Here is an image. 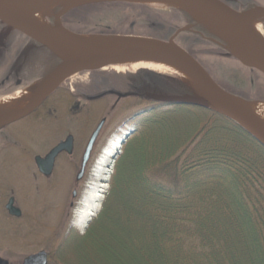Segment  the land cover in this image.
<instances>
[{
    "label": "trees",
    "instance_id": "1",
    "mask_svg": "<svg viewBox=\"0 0 264 264\" xmlns=\"http://www.w3.org/2000/svg\"><path fill=\"white\" fill-rule=\"evenodd\" d=\"M118 8L138 13L126 30L95 34L73 27L74 23L85 24L98 10L112 12ZM165 8L167 11L131 2L89 4L69 12L62 23L79 35L134 36L166 42L172 37L179 42L180 38V45L196 59L192 47L207 43L204 37L212 35L186 11ZM139 23L150 33L134 35V25ZM187 27L190 30L180 32ZM157 78L166 85L163 78ZM167 85L173 87L169 88L172 96L192 94L181 82L168 81ZM149 101L148 105L155 103ZM156 104V110L141 114L136 127L155 123L166 114H179L195 122L197 128L162 130L152 139L145 138L135 155L123 161L104 227H114L120 198L130 196L137 212L131 222L143 230L127 236V248L133 249L139 261L124 254L110 232H102L93 243L102 260L94 259L93 264H264V146L212 110ZM67 245V239L63 240L56 255L51 253L49 264H65L61 258ZM81 263L90 264L89 258Z\"/></svg>",
    "mask_w": 264,
    "mask_h": 264
},
{
    "label": "rangeland",
    "instance_id": "2",
    "mask_svg": "<svg viewBox=\"0 0 264 264\" xmlns=\"http://www.w3.org/2000/svg\"><path fill=\"white\" fill-rule=\"evenodd\" d=\"M246 2H249L251 6L255 5L253 9L264 8V0ZM148 6L167 11L165 6ZM59 10L54 9L44 18L45 23L50 27L54 25L53 20L50 22L52 16ZM98 11L99 13L94 14V16L87 17L85 24L74 23V29L95 34H109L116 30L128 29L131 20L138 16L137 12H123L119 8L112 12L109 9ZM126 18L129 19L124 21ZM255 25L258 28L260 38L264 41V19L258 20ZM134 28V35L148 34L151 31L142 23L134 25ZM206 30L214 37L200 36L204 37L207 43L192 47L198 62L218 85L235 94L232 95L227 92L229 95L246 102L264 103V75L258 71L246 69L233 60L223 47L225 45L223 38L216 34L211 27H207ZM6 34V30L2 32L0 29V41L7 40ZM11 38L16 52L14 57L17 58L26 43H23L16 34ZM179 42L177 39L176 43L183 48V44L180 45ZM47 51L37 50L27 60L24 79L36 78L31 84L32 89L37 88L40 81L52 73L59 63L58 59ZM14 62L17 63V61ZM1 63L2 55H0ZM2 73L0 70V77ZM158 76L163 78L166 85L158 80ZM168 81L173 83L178 81L184 84L176 77L166 73L148 69L118 71L115 67L110 66L98 71L78 72L63 80L56 87L53 92L56 94L57 101H59L58 106L62 110L64 119L55 122L47 121L42 125L24 122L25 129L23 128V132L20 133L18 138L20 147L12 149L11 155L15 158H13V163L9 167V173H11V177L14 175L15 183L22 181L21 185L25 186L23 190L25 210L35 215H38L42 210L45 216V226L38 223V220L28 224H12V221L5 220L0 215L1 257L8 259L11 264H22L28 256L37 253L39 250L51 251L56 255L57 249H60L63 240L67 239V249H65L66 252L61 258L65 264H82L81 262L85 257L89 258L90 264H93L95 260L98 262L102 260L100 255H98L100 258L96 255L93 243L102 232H110L124 254L131 256L135 262L139 261L133 249L129 250L127 248V236L138 235L137 232L143 230L140 227H138L139 230L136 229V226L131 222L137 218V212L131 204V197L122 196L120 198L113 216L116 219L114 227H104L105 213L106 209L108 210L112 206L111 194L121 164L135 155L145 138L152 139L156 133L158 134L162 130H196L197 128L195 122L179 114H166L161 117V120L143 127H136L135 124L136 121H139L141 115L132 120L130 119L133 114L147 108L151 96H172L169 88L173 87L167 85ZM184 85L192 94L183 95L197 94L186 84ZM131 94L133 95L131 96ZM119 95L122 97H118ZM77 101L80 106L79 121L77 126L73 127L74 130L71 126H66L65 115ZM104 118L106 124L94 145L83 177L80 181H77L76 178L80 173L87 144L92 133ZM60 127L62 128L60 138L65 137L68 132L74 134L75 159L78 161V168L70 172L62 162L59 163L52 180L46 181L40 192L35 191L30 186L32 185V177L29 175L31 172L29 157L34 151L42 153V150L44 151L46 147L47 150L51 148L56 143L54 141L52 144L54 132ZM119 146H121V153L114 156ZM110 163L112 164V172H107ZM103 177H109L107 183L109 188L102 189L105 192V199L100 208L101 210L97 217L87 224L86 228H82L79 226L78 216L83 210V205L87 203L86 200L91 199L93 190H99L98 186L102 185ZM96 186L98 188H95ZM74 191L77 192L76 198L72 197ZM71 203H73L72 207L70 206ZM44 218L40 217V221H43ZM6 219L8 218L6 217ZM118 219L119 221H117ZM11 227L14 231L13 235L10 231L12 230ZM114 264L116 263L114 262Z\"/></svg>",
    "mask_w": 264,
    "mask_h": 264
},
{
    "label": "water",
    "instance_id": "3",
    "mask_svg": "<svg viewBox=\"0 0 264 264\" xmlns=\"http://www.w3.org/2000/svg\"><path fill=\"white\" fill-rule=\"evenodd\" d=\"M109 2H131L141 3L148 5H161L170 6L181 9L189 13H196L211 22L219 25L225 32L227 40H224L223 46L225 51L230 57L235 59L244 68L256 70L264 75V51H262L246 27L244 14L246 12H239L232 9L223 0H0V22L20 31L28 36L33 41L44 46L54 57H56L60 64L44 78L38 85L37 96L27 106L16 114L4 119L0 122V126L9 125L15 121L23 119L33 113L41 104L53 93L57 86L50 90H46L52 83H54L62 75L72 72L84 71H98L106 67L113 66L114 61H108L104 67H91L92 63L89 61L79 62L64 55L60 50L56 49L47 42V35L40 30L33 28L21 21H18L6 14L7 11L16 9H26L38 6H51L54 9H60L52 16L54 25L51 28L59 29L61 32L70 38H78L82 41L88 39L87 35H79L68 31L62 23V18L72 10L81 6L96 4V3H109ZM197 22L210 27L208 22L198 20L193 17ZM263 19V18H262ZM190 28H183L180 32H185ZM118 39L122 44H125V52L121 49H115L109 53L119 54L128 53L129 56L142 51L149 54L159 55L183 65L199 82L207 96L195 95H182V96H151L150 100L157 103L168 104H182L187 106L199 107L212 110L236 123L254 139H256L262 146H264V127L254 121L252 118L244 114L238 109L228 98V93L223 90L204 69V67L196 60L189 52L180 47L175 42V37L169 41H160L143 37H128L116 36L109 37ZM33 49V46L27 48L24 55ZM132 53V54H131ZM231 96V95H230ZM105 121L103 120L94 133L92 134L82 162V170L78 175V180L84 175L85 167L90 159L96 140L102 130ZM74 150V138L68 136L64 141L60 142L49 154L44 158H37V163L43 173L49 177L52 174L54 162L58 155L63 152L71 154ZM43 163L44 165L40 164ZM10 213L19 216V213L12 208H9ZM0 264H9L8 261L0 258ZM23 264H49L48 254L44 251L34 254L26 258Z\"/></svg>",
    "mask_w": 264,
    "mask_h": 264
},
{
    "label": "flooded vegetation",
    "instance_id": "4",
    "mask_svg": "<svg viewBox=\"0 0 264 264\" xmlns=\"http://www.w3.org/2000/svg\"><path fill=\"white\" fill-rule=\"evenodd\" d=\"M246 1H250V0H223L224 3H226L232 9L239 11V12H246V11L252 10L254 8L255 5L251 6V4L249 2L247 3ZM52 20L53 19L51 18L50 22H52ZM53 22H54V20H53ZM0 29L2 32H5V30L7 32V34H6L7 40L6 41H4V40L0 41V55H2V63L0 64V70L3 72L1 74V77H0V100H3L7 97L13 96L14 94H16L18 92L32 90L31 84L36 78L31 79V80L24 79V76L26 75L24 73V71L26 69L25 67H26L27 60L29 59L30 55L33 52H35L37 50H43V51L46 50L47 51V49L44 46L40 45L39 43L30 39L28 36L21 33L20 31L14 29V28H12V27H10V26L2 23V22H0ZM14 34H16V36H18V38H20V40L23 41V43H26L22 52L20 53V55L17 58L14 57L16 52L14 51L13 41L11 40L12 39L11 37ZM31 46H33V49L28 53L27 56H25L24 52L27 50V48H29ZM233 60H235V59H233ZM14 61H17V63L15 64ZM59 64H60V61H59L58 65ZM40 83H41V81H40ZM132 95L133 94H131V96ZM118 97H122V96L119 95ZM56 98H57L56 94H54V92H53L41 104L40 107H38L33 113H31L27 117L20 119L18 121H15L9 125L0 126V215L3 219L12 221V224L13 223H17L18 225L25 224V223L28 224L31 222H35V220H38L37 221L38 223H41L42 225L45 226V222H44L45 216H44V212L42 210L39 212L38 215L37 214L35 215L34 213H29L27 210H25V207L23 205V201L25 200L23 190L25 189L24 188L25 186L21 185L22 181H20L19 183H15L16 180L14 179V175L11 177V173H9V167L13 163V158H15L14 156L11 155L12 149L14 147L15 148L20 147L18 138H19L20 133L23 132V128L25 129V127L23 125L24 122L25 123L26 122L27 123H33L35 125H42L43 123H45L47 121L55 122V121H61L64 119V115L62 113V110L58 106L59 101H57ZM60 101H62V100H60ZM146 107L147 108H145L143 111L141 110V111L133 114V116H131L130 119L132 120L134 118H137V117H139V115L143 114L144 112H147L148 110L149 111L156 110L157 104L155 102L154 104L148 105ZM79 111H80V106H79V102L77 101L75 103V105L72 108H70L65 115L66 126L69 125V126H71V128L77 126L78 121H79V118H78ZM103 120L105 121V123H104L102 129L104 128V126L106 124V119L105 118L102 119L101 122ZM61 134H62V128L60 127L59 129H56L54 132V140H53L52 144L54 143V141L56 143H54V145L51 148H49L47 150L46 149L47 147H46L44 149V151L42 150V153L38 152V151H34L33 153H31V155L29 157L30 162H31V172L29 175H31V177H32V181H31L32 185H30V186L35 191L38 190L40 192L41 188L44 186L46 181L52 180V178H53V176H54V174L58 168L59 163L62 162V164L65 166V168L70 172H71V170H73V169L76 170L78 168V161H77V159H75L76 154H75V137H74V134H72L71 132H68L65 137L60 138ZM68 136H72L74 138V150H73V152L71 154L63 152L60 155H58V157L56 158V160L54 162L52 174L49 177H47L42 171L43 169H45L46 165H44L43 163H40V164L44 165L43 169H41L37 163V158L44 159L52 149H54L60 142L64 141ZM99 136H100V134H99ZM99 136H98V138H99ZM36 152H38L39 154ZM83 156H84V154H83ZM89 161H90V159H89ZM89 161H88V163H89ZM82 162H83V158H82ZM85 169H86V167H85ZM81 170H82V163H81L80 172H81ZM77 178H78V176H77ZM77 178H76V180L80 181ZM76 196H77V192L74 191L72 197L76 198ZM70 206L72 207L73 203H71ZM9 208L14 209V211L16 210L19 213V216H15L14 214L12 215L10 213ZM5 216L8 219H6ZM40 217H43L44 220L40 221ZM12 227H14V226H12ZM12 227H11L12 230H10V231H12V235H13L14 231H13ZM67 233H68V231H67ZM42 251H44L48 254V261H49L51 251L48 252L47 250H39L37 253L42 252ZM37 253H35V254H37ZM32 255H34V254H32ZM32 255H30V256H32ZM0 258L8 261V263L11 264L8 259H5L1 256H0ZM23 262H22V264H23Z\"/></svg>",
    "mask_w": 264,
    "mask_h": 264
},
{
    "label": "bare ground",
    "instance_id": "5",
    "mask_svg": "<svg viewBox=\"0 0 264 264\" xmlns=\"http://www.w3.org/2000/svg\"><path fill=\"white\" fill-rule=\"evenodd\" d=\"M158 6L160 7L161 5ZM53 10L54 8L51 6H38L26 9L10 10L7 11L6 14L46 34L47 42L50 45L60 50L64 55L72 58L73 60H77L79 62L89 61L92 63L91 67L93 68L104 67L108 61L112 60L114 61L113 67H115L118 71L148 69L166 73L182 81L200 96H207L206 92L203 90L196 78L183 65L175 62L174 60L142 51H139L131 56H129L130 54L127 52L122 53L121 55L111 54L109 52L115 49H121V52H125L124 50H126L125 44H122L115 38L90 36L86 39V41H82L78 38L75 39L65 36L61 30L51 28L44 21V18ZM192 14L193 17L198 20L208 22L209 26L216 34L221 36L224 40H227L224 30L219 25L196 13ZM262 18L264 19V9H252L246 11L244 14L246 27L258 43L260 49L264 51V41L260 38L258 28L255 25L256 22ZM76 73L77 72L70 71L62 75L46 90H50L55 86H58L63 80ZM37 94V89H32L18 92L13 96L0 100V122L21 111L36 98ZM228 98L230 102H232L244 114L264 127V103L246 102L230 95H228ZM120 147L121 146L116 149L115 155H119L118 152ZM111 167L112 164L110 163L107 172H112ZM108 178L109 177H103V181H101L102 185L98 186L99 190L94 189L91 199H87V203L83 205V210L78 216L80 227L86 228L87 224L93 218L97 217L105 199V192L102 191V189L109 188L107 184L109 182ZM98 187L96 186L95 188Z\"/></svg>",
    "mask_w": 264,
    "mask_h": 264
}]
</instances>
